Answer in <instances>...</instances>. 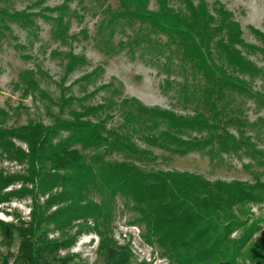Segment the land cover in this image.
I'll return each mask as SVG.
<instances>
[{
  "label": "trees",
  "instance_id": "1",
  "mask_svg": "<svg viewBox=\"0 0 264 264\" xmlns=\"http://www.w3.org/2000/svg\"><path fill=\"white\" fill-rule=\"evenodd\" d=\"M117 1L120 15L166 35L175 44L180 58L202 78L195 93L208 111L206 115L203 110L183 115L145 106L135 98L121 100L123 105L135 108V113L129 115L132 119L136 117L137 122L149 120L153 126L160 121L163 123L164 127L150 142L178 154L206 146H209L206 152L211 153L214 143L223 151L236 148L237 140L220 124L231 119L225 115L221 103L230 93L237 92L264 105V95L252 90L246 80L238 76L264 75V68L257 66L240 49L247 47L264 53V36L260 35L262 46L244 41L238 21L222 4L215 7L216 16L208 10L205 0H182L185 12L172 10L168 0H155V10L148 8V0ZM4 18L29 21L24 10L0 8V38L9 31ZM76 59L80 57L71 56L67 68ZM19 77L26 84L25 88L35 86L29 71L19 73ZM73 98V95L58 98V112L48 124L28 120L3 126L1 120L6 113L0 107V159L25 164L24 173H3L0 169V200L24 194H29L32 200L30 219L25 225L21 220L19 225L0 220L1 239L9 241L13 230L19 236L18 257L24 258L27 264H52L46 257H52L59 247L69 245L73 235L51 239L47 232L62 231L71 226L73 219H81L83 222L76 231L81 226L89 227L88 220L92 222L91 228L99 236L97 248L104 256L102 264H127L129 249L117 244L104 229L109 220L110 203L119 194L133 202L137 221L144 225V238L148 242L155 241L176 264H238V256L256 262L264 258V232L251 239L264 217L241 218L231 210L233 205L262 198L264 181L244 185L238 180H209L186 170H146L127 161H108L98 154L85 156L75 145H106L110 150L130 153L143 150L127 135L106 128L103 120L90 119L95 106L68 107ZM64 107L67 116L59 114ZM190 131L204 134L202 137L181 136ZM226 136H231L230 143ZM14 139L25 147L16 145ZM17 180L21 182L20 188L1 191ZM27 183L30 187L25 185ZM91 192L100 193V200L91 198ZM45 194L38 201L37 195ZM236 229L239 230L237 236L230 237L231 231ZM69 259L71 256L65 255L55 260L57 264H77Z\"/></svg>",
  "mask_w": 264,
  "mask_h": 264
},
{
  "label": "rangeland",
  "instance_id": "2",
  "mask_svg": "<svg viewBox=\"0 0 264 264\" xmlns=\"http://www.w3.org/2000/svg\"><path fill=\"white\" fill-rule=\"evenodd\" d=\"M196 2L197 0H193ZM208 10L217 16L215 7L222 4L238 21L244 41L262 46L264 36V0H205ZM174 11L185 12L182 0H168ZM0 8L8 11L24 10L29 21L4 18L9 31L0 38V107L6 115L3 126H13L28 120L51 123L57 114L60 96L73 95L68 107L79 104L92 105L96 109L89 114L92 120L101 119L108 129L128 136L140 153L110 150L106 145L82 147L75 145L85 156L98 154L108 161L122 160L142 169H173L196 173L206 179L222 181L238 180L244 185L256 180L264 181V105L252 97L232 92L221 104L225 115L231 117L221 126L232 134L238 146L226 151L214 143L183 154L153 145L150 139L164 127L149 120L137 122L129 113H135L132 105H123L124 97L135 98L145 106H157L178 114L191 115L196 110L208 111L197 100L195 91L202 82L200 74L187 61L180 58L173 42L166 35L151 29L136 19L120 15L117 0H0ZM148 8L157 9L155 0H148ZM261 33V34H260ZM241 52L257 66L264 68V53L258 49L241 47ZM71 56L80 57L67 68ZM29 71L35 86L26 87L19 73ZM252 90L264 95V75L238 74ZM67 108L59 113L67 116ZM129 111V112H128ZM223 115V116H225ZM136 116V115H135ZM221 131V130H220ZM204 132H184L183 137ZM230 143L231 136H226ZM16 145L24 143L14 139ZM25 164L7 158L0 159L3 173H24ZM30 187V183L25 184ZM21 187L19 180L2 188L9 191ZM58 189V188H57ZM262 198L242 205H233L238 217H264V192ZM43 195H37L41 201ZM101 194L91 192V198L99 201ZM31 196L10 195L0 200V220L22 225L30 219ZM55 206V205H54ZM52 206L50 209H52ZM108 224L104 229L117 244L126 246L130 254L127 264L145 261L148 264H176L155 241L148 242L142 235L144 225L137 221L138 213L133 202L116 194L111 203ZM81 219H73L71 226L62 231L51 229L47 237L61 239L72 234V242L59 247L47 261L57 264V257L70 255L69 262L77 264H102L103 254L98 250L99 236L89 227L76 228ZM252 234L251 239L264 232V222ZM84 227V228H83ZM233 230L230 237L237 236ZM19 236L16 230L9 241L1 239L0 264H27L18 257ZM238 264H264L251 261L246 256L236 258Z\"/></svg>",
  "mask_w": 264,
  "mask_h": 264
}]
</instances>
